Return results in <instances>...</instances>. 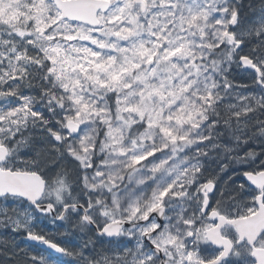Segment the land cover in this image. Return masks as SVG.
I'll return each mask as SVG.
<instances>
[{
	"label": "snow or ice",
	"instance_id": "snow-or-ice-1",
	"mask_svg": "<svg viewBox=\"0 0 264 264\" xmlns=\"http://www.w3.org/2000/svg\"><path fill=\"white\" fill-rule=\"evenodd\" d=\"M0 264H264V0H0Z\"/></svg>",
	"mask_w": 264,
	"mask_h": 264
}]
</instances>
